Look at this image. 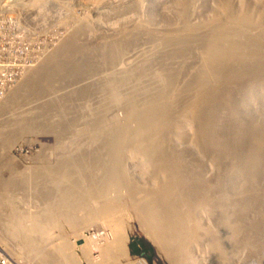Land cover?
<instances>
[{
	"label": "rangeland",
	"instance_id": "1",
	"mask_svg": "<svg viewBox=\"0 0 264 264\" xmlns=\"http://www.w3.org/2000/svg\"><path fill=\"white\" fill-rule=\"evenodd\" d=\"M184 1L187 9L182 18L173 0L21 1L26 10L38 11V15L27 12L30 20H36L29 24L36 39L30 41L32 38L23 32L26 60L23 61L24 58L20 65L0 64V76H3L0 88L5 94L0 97V107L16 98L14 93L19 91L17 108L4 113L0 125L10 116L28 121V125L20 126L16 137L6 143L8 146L0 144V237H5L10 247L5 248L1 243L0 246L11 256L27 264H40L41 259L36 260L27 253L19 259L18 249L24 244L29 252L34 239L27 238L25 244L21 237L37 235L42 229V235L49 236L45 247L55 244L63 248L70 244L85 247L84 251L73 252L76 261L72 264H114L115 258L105 257L102 246L115 236L112 224L105 219L110 208H115L116 215L125 224L124 233L128 238L123 251H130L133 262L144 258L149 264H176L177 261L179 264H264V96L260 92L264 88V52L249 62L250 75L238 61L220 58L215 67L217 83L197 96L195 73L199 71L200 43L190 39L185 45L189 49L183 54L182 40L169 47L163 40L157 45L152 42L155 36L163 39L182 35L189 29L193 32L209 30L221 12V19H231L235 27H239L243 13H249L253 19H260V28L264 31V8L255 0ZM217 8L221 10L219 14ZM14 24L22 26V21ZM77 42L80 48L70 49L65 55L64 49L77 46ZM152 46L157 52H153ZM166 46L167 52L163 48ZM23 47L19 45L18 51H23ZM59 57L78 61L65 69L64 76L59 75L60 80L57 75L62 71L56 70ZM100 57L104 61H100ZM171 58L176 60L178 68L172 65ZM51 63L55 65L50 68L51 72L54 75L58 71L57 75L46 74L45 68ZM153 64L168 71L167 77L170 75L169 80L178 90L176 107L171 104L166 109L159 131L153 129L161 110L156 96L159 86L151 72ZM43 69L45 74L41 73L39 80L42 84L45 82V91L26 96L25 84L32 82L35 72ZM131 74L138 83L142 81L138 84L140 92H153L154 108L147 116L142 111L143 98L139 97L136 122L128 127V132H121L122 123L116 117L123 114L119 107L130 102ZM48 79L59 80L57 87L48 89ZM144 79L150 83L146 84ZM116 87L121 91L117 100L116 96L112 97ZM194 105H197L196 136L199 138L196 143L203 155L190 146L191 131L178 123L181 114H189ZM36 106L42 115L32 114ZM95 117L105 123L92 137L89 132L95 126ZM176 132L181 136V143L174 141ZM104 185L106 189H100ZM207 207L211 212L205 215L202 208ZM100 213L104 218H99ZM188 215L199 226L203 224L206 232L213 226L220 230L219 235L211 238L209 246L219 244L223 251L231 243H242L244 256L232 252L230 257L223 258L212 248L209 251L204 242L191 244L187 230L191 227L188 224L193 222L184 218ZM173 216L183 218L172 221H178L181 226L177 228L181 241L176 243L178 246H172L167 240L164 245L170 246L169 253V250L164 252L153 233L158 224L172 220ZM184 237L189 241L188 249L184 246ZM181 245L186 250L179 248ZM180 252L187 256L178 255ZM176 256L179 260H175ZM180 256H184L183 259Z\"/></svg>",
	"mask_w": 264,
	"mask_h": 264
},
{
	"label": "bare ground",
	"instance_id": "2",
	"mask_svg": "<svg viewBox=\"0 0 264 264\" xmlns=\"http://www.w3.org/2000/svg\"><path fill=\"white\" fill-rule=\"evenodd\" d=\"M174 1V5L176 6V8L178 9V11L180 12V17L182 18L186 12V9H187V6H186V3L184 0H173ZM194 1V0H193ZM262 8H264V0H255ZM99 2V1H98ZM192 2V1H191ZM172 6V5H171ZM174 6V8H175ZM195 6V5H194ZM217 6V5H216ZM224 7V6H223ZM173 8V9H174ZM196 8V7H195ZM172 9V8H171ZM227 9V8H226ZM217 10L219 11L218 14L221 12L220 9L217 8ZM244 10V9H243ZM216 11V10H215ZM232 11V9H231ZM225 13V12H224ZM233 13V12H232ZM235 14V13H234ZM220 17L215 19L214 17V22L212 23V27L209 29V30H202V31H199V32H193L192 30H187V32H184L182 35H178V36H169V37H166V38H163L161 39L160 37H153V40L152 42H154L156 45L159 41L163 40L165 45L167 44V46H171L173 45L177 40H182V47L180 48L181 49V52H183V54L185 53V49H189V48H186V42L189 41L190 39H194V41L196 43H200V47L198 48V54H199V62H198V72H196L195 74H197V84H196V87H195V92L196 95H200L202 94L206 88L209 86V85H215L217 83V77L215 75V67H216V63L218 62V60L221 58L222 61H225V60H228L229 62L231 61H235V62H239L241 65H243V68H244V71L246 72L247 75H250L252 74V70L251 68L249 67L250 63L252 60L254 59H258L261 55H262V52H264V31L260 28V19L259 20H255L253 19V16L250 15L249 13H243V16L241 18V21H240V24L238 25L239 27H235L236 25L233 24V21L231 19H228V20H222L221 19V16L223 15L222 12L219 14ZM226 16V15H224ZM237 16V15H236ZM179 17V18H180ZM256 17V16H255ZM204 24V23H203ZM201 25V24H200ZM263 26V25H262ZM194 28V27H193ZM186 29V28H185ZM83 31V30H82ZM179 33V32H177ZM182 33V32H181ZM126 35V34H125ZM238 35L240 37H238ZM73 38V37H71ZM80 38V37H79ZM127 38V37H126ZM132 38V37H131ZM71 40V39H70ZM73 41V40H71ZM130 41V39H129ZM79 42V41H78ZM75 43L77 46H74V47H69L64 49L65 51V55L68 54L69 50L70 49H73V50H76L78 48H80L78 45L80 43ZM114 43V42H113ZM192 43V42H191ZM82 44V43H81ZM153 44V43H152ZM155 45V46H156ZM67 46V45H66ZM128 46V45H127ZM154 46V44H153ZM152 46V47H153ZM166 47H163L164 50L166 51V49H168ZM263 46V47H262ZM94 47H92L93 49ZM153 52H157L155 51V47H153ZM159 48V47H158ZM179 48V47H178ZM61 49V48H60ZM103 49V48H102ZM115 49V48H114ZM161 49V48H160ZM59 50V49H58ZM62 50V49H61ZM81 50V49H80ZM84 50V49H83ZM85 50H88V47L85 49ZM90 50V49H89ZM100 50V49H99ZM162 50V49H161ZM177 50V49H176ZM183 50V51H182ZM175 51V50H174ZM85 52V51H84ZM115 52H116V49H115ZM120 52V51H119ZM124 52V51H123ZM167 52V51H166ZM106 53V52H105ZM154 53H151L152 55H154ZM177 53V52H176ZM74 54V53H73ZM178 54V53H177ZM197 54V55H198ZM196 55V56H197ZM104 56V55H103ZM119 56V55H118ZM102 57V56H101ZM101 57H100V61H104L101 60ZM109 57V56H108ZM120 57V56H119ZM150 57V56H149ZM157 57V56H156ZM70 57H65L64 59L63 58H60L59 57V61H58V64H59V68H57L56 70H61L62 72L60 74L57 75V72L54 74V75H57V78L60 80V77L59 75H62L64 76V71L65 69L67 70L71 65H75L74 63L78 62L76 60H72V59H69ZM111 58V57H110ZM109 58V59H110ZM182 58V57H181ZM185 58V57H184ZM52 59V58H51ZM54 59V58H53ZM116 59V58H115ZM159 59V58H157ZM173 59V58H171ZM106 61L108 59H105ZM140 60V59H139ZM193 60V58H192ZM55 61V60H54ZM165 61V60H164ZM255 61V60H254ZM253 61V62H254ZM49 63V61H47ZM46 62V63H47ZM51 62V61H50ZM112 62V61H111ZM137 62V61H136ZM161 62V61H160ZM180 62V61H179ZM178 62V63H179ZM197 62V61H196ZM258 61H256L257 63ZM261 62V61H260ZM258 62V63H260ZM142 63V62H141ZM158 63V62H156ZM167 63V62H166ZM80 64V63H79ZM78 64V65H79ZM103 64V63H102ZM145 64V63H144ZM54 63L52 64H49V66L47 67L46 65V68H45V71H46V74L49 73L51 75H53V73L51 72L52 70V67H55ZM84 65V64H83ZM154 65V69L152 72V76H154L155 78V81H156V84L159 86L157 87L158 89L156 90V96H158V100H157V103L158 105L160 106V113L159 115L156 117V120H154L155 122H153V129H155L156 131H159L160 129V126L162 124V121L164 120L163 119V116L166 112V109L171 106V104L174 105L175 102H177V87H174V83L171 82V80H169V76L167 77V72L166 70H164V68L162 66H160L159 64H153ZM172 65L175 66V68H178V66L176 65V60H172ZM183 65L185 66V64L183 63ZM257 65V64H255ZM107 66V65H106ZM141 66V65H140ZM76 67V66H75ZM139 67V66H138ZM136 67V68H138ZM167 67V66H166ZM218 67V66H217ZM257 67V66H256ZM264 67V66H263ZM51 68V69H50ZM146 67H144L145 69ZM149 68V67H148ZM151 68V67H150ZM168 68V67H167ZM165 68V69H167ZM76 69H79V68H76ZM85 69V68H84ZM152 69V68H151ZM187 69V68H186ZM83 70V69H80V71ZM136 70V69H135ZM139 70V69H138ZM137 70V71H138ZM256 70V69H255ZM36 71V70H35ZM45 71L44 69L39 71V72H35V74L33 75V79H32V82L30 83H27L25 84V92L26 93V96H30L31 92H35V93H43L45 91V89L43 88V83L42 84V81L39 80V76L41 75V73H44L45 74ZM69 71V70H68ZM76 71V70H75ZM79 71V70H78ZM145 71V70H144ZM219 71V70H218ZM217 71V72H218ZM150 72V71H149ZM179 72V71H178ZM181 72V71H180ZM40 73V74H39ZM71 73V72H69ZM91 73V71H90ZM220 73V71H219ZM123 74V73H122ZM125 74V73H124ZM173 74V73H172ZM180 74V73H179ZM185 74V73H184ZM53 75V76H54ZM70 75V74H69ZM74 75V72L73 74ZM138 73L135 75L137 76ZM141 74H139L140 76ZM151 75V74H149ZM188 75V74H187ZM190 75V74H189ZM221 75V74H220ZM254 75V74H253ZM52 76V77H53ZM130 76V75H129ZM131 78L129 79L130 81V85H131V89L133 90L131 96H130V102L128 101L126 104H124L122 101H120V103L122 102L123 103V106H120L119 108H121V110L123 111V114L121 116H118L116 117L117 118V121L119 123H122L121 124V132H128V127H130L131 125L133 126V124L136 122V119H137V116H138V102L140 99L139 97L143 98V101H144V107H143V110L144 113L148 116L150 115L151 111H152V108L153 107V104H154V99H153V96L151 95L153 92H150V91H146L144 93L140 92V90L142 89H138V81H137V78H135V76L133 74H131ZM143 76V75H141ZM172 77V76H171ZM182 77V76H181ZM49 78V77H48ZM51 78V77H50ZM127 78V77H125ZM63 79V78H62ZM122 79V78H121ZM120 79V80H121ZM146 79V78H145ZM144 79V80H145ZM149 79V78H148ZM153 79V78H152ZM193 79V78H192ZM45 80V79H44ZM58 80V81H59ZM139 80V78H138ZM151 81V79H149ZM187 80V79H186ZM47 81V80H46ZM57 81V82H58ZM62 81V80H61ZM117 81V80H116ZM146 81V80H145ZM56 81H54L53 79H48V82L46 83V86L47 88H53L55 87L57 84ZM147 82V83H146ZM145 83L148 84L149 81H146ZM61 83V82H60ZM119 83V82H118ZM150 83V82H149ZM153 83V82H152ZM115 84V83H114ZM176 84V83H175ZM261 84V83H260ZM263 84V83H262ZM113 85V83H112ZM116 85V84H115ZM129 85V84H128ZM183 85V84H182ZM255 86V84H253ZM258 85V84H257ZM144 86V85H143ZM143 86L141 88H143ZM156 86V85H155ZM264 86V85H263ZM57 87V86H56ZM152 87V86H151ZM180 87V86H179ZM23 88V87H22ZM112 88V87H111ZM156 88V87H155ZM214 88V87H213ZM104 89V88H103ZM102 89V90H103ZM118 89V90H117ZM183 89V88H182ZM254 89V88H253ZM127 90V89H126ZM146 90V89H145ZM154 90V89H153ZM152 90V91H153ZM218 90V89H217ZM15 91V90H13ZM23 91V90H22ZM21 91V92H22ZM111 91V90H110ZM109 91V92H110ZM144 91V90H143ZM19 91H15V97L14 99H11L9 100L8 102H5L7 104L4 103V105L2 106L1 105V109H0V117H2L4 115V113H10V109H12V107H16V105H18V102L19 98H17L18 96L16 95V93H18ZM47 92V91H46ZM51 92V91H50ZM113 92V91H112ZM120 92V93H119ZM129 92V93H131ZM155 92V91H154ZM206 92V91H205ZM261 92V95L264 96V88L262 89ZM142 93V94H141ZM180 93V92H179ZM121 94V91L119 90V88L116 87V89L114 90V92L112 93V97L116 96V100L117 98H119V95ZM208 94V93H207ZM259 94V93H258ZM204 95V94H203ZM11 96V95H10ZM9 96V97H10ZM25 96V97H26ZM35 96V94H34ZM40 96V95H39ZM122 96V95H121ZM206 96V95H205ZM204 96V97H205ZM13 97V96H12ZM21 98V97H20ZM193 98V97H192ZM201 98V97H200ZM120 99V98H119ZM180 99V98H179ZM110 100V99H109ZM116 100H114L116 102ZM203 100V99H202ZM125 101V100H124ZM192 101V100H191ZM21 102V100H20ZM141 102V101H140ZM26 103V102H25ZM107 103V102H106ZM111 103V101H110ZM198 103V102H197ZM81 104V103H80ZM114 104V102H113ZM142 104V103H141ZM109 105V103L107 104ZM199 105V104H198ZM245 105V104H244ZM105 107H107L106 105H104ZM111 107H113L112 105H110ZM142 106V105H141ZM175 106V105H174ZM196 106L197 105H194L193 108H192V111H190L189 114H185V113H182L181 116H180V119H179V122L180 125H184L186 126V128H188L191 133H192V138L189 142L190 146L196 150V152H199L200 153V150H199V147L197 146L198 143H196V138H197V133H196V130H197V127H198V121L195 117V111H196ZM246 106V105H245ZM244 106V107H245ZM259 106V105H258ZM110 107V108H111ZM176 107V106H175ZM17 108V107H16ZM36 108V109H35ZM33 111H32V114H37L39 112V108L36 106ZM42 109V108H40ZM157 109V107H156ZM190 109V108H189ZM44 110V109H42ZM97 110V109H96ZM140 110V109H139ZM183 110V109H182ZM98 111V110H97ZM104 111V110H103ZM141 111V113H142ZM154 111V110H153ZM199 111V110H198ZM258 111V110H257ZM47 112V110H46ZM87 112V111H86ZM95 112V111H94ZM99 112V111H98ZM175 112V111H174ZM57 113V112H56ZM97 113V112H95ZM104 113V112H103ZM138 113V114H137ZM181 113V112H180ZM31 114V113H30ZM39 115H42V112H39L38 113ZM91 114V113H90ZM94 114V113H93ZM107 114V113H105ZM156 114V113H155ZM168 114V113H167ZM172 114V113H171ZM15 116V114H13ZM99 115V114H97ZM101 115V114H100ZM104 115V114H102ZM112 115V114H111ZM34 116V115H33ZM106 116H109V115H106ZM168 116V115H167ZM4 117V116H3ZM28 117V116H26ZM45 117V115H44ZM150 117V116H149ZM148 117V118H149ZM165 117V116H164ZM169 117V116H168ZM178 117V116H177ZM20 117L18 116H10L9 118L7 119H4L3 121V124L0 125V144H3L5 145L7 142L13 140L17 133L19 132V129L21 128L20 126H26L28 125V121H26L25 119H23V121L21 120V118L19 119ZM73 118V117H72ZM151 118V117H150ZM198 118V117H197ZM39 119V118H38ZM86 119V118H85ZM95 121H94V124L95 126L92 127L90 129L91 132H89L91 134V136L93 137V133L99 128V127H102L104 125V121L102 120H99L98 117H95ZM171 119V118H170ZM92 120V119H91ZM109 120V119H108ZM37 121V120H36ZM110 121V120H109ZM151 121V120H150ZM38 122V121H37ZM166 122V121H165ZM200 122V121H199ZM150 124L152 122H149ZM1 124V123H0ZM31 125L33 124L30 123ZM87 124V123H86ZM109 124V123H107ZM116 125V124H115ZM148 125V124H147ZM145 125V126H147ZM4 126V127H2ZM201 126V125H200ZM113 127V126H112ZM243 127V126H242ZM28 128V127H27ZM136 128V126H135ZM144 128V127H143ZM7 129V130H6ZM108 129V128H107ZM106 129V130H107ZM113 129V128H111ZM80 130V129H79ZM152 130V129H151ZM88 131V130H87ZM112 131V130H111ZM110 131V132H111ZM145 131V130H143ZM155 131V132H156ZM66 133V132H65ZM115 133V131H114ZM113 133V134H114ZM177 133V132H176ZM62 134V133H61ZM106 134V133H105ZM116 134V133H115ZM114 134V135H115ZM132 134V133H131ZM140 134V133H139ZM149 134V133H148ZM158 134V137H159V133ZM259 134V133H258ZM79 135V134H78ZM77 135V136H78ZM88 135V134H87ZM101 135V134H100ZM112 135V134H111ZM114 135H112L114 137ZM125 135V134H124ZM155 135V134H154ZM199 135V134H198ZM260 135V134H259ZM103 136V135H102ZM112 136H110V138L112 139ZM116 136V135H115ZM83 137V136H82ZM91 137V138H92ZM123 137V138H122ZM131 137V136H130ZM129 137V138H130ZM147 137V136H146ZM152 137V136H151ZM95 138V137H94ZM93 138V139H94ZM121 141L124 140V136L122 135L121 136ZM114 139V138H113ZM199 139V138H197ZM128 140V139H127ZM135 140V139H134ZM148 140V139H147ZM157 140H160V139H157ZM259 140V139H258ZM152 141V140H151ZM174 141L177 142V143H181L182 142V139H181V136L179 133H177L175 135V138H174ZM111 142V141H110ZM140 142V141H139ZM260 142V141H259ZM113 143V142H111ZM9 144V143H8ZM188 144V143H187ZM258 144V143H257ZM6 146H8L6 144ZM261 146V145H260ZM160 147V146H159ZM144 148V147H142ZM262 148V147H261ZM201 149V148H200ZM128 150V151H127ZM126 151L127 152H130L129 149H127ZM124 152V151H123ZM151 152V151H150ZM202 153V152H201ZM200 153V154H201ZM142 154V153H140ZM149 154V153H148ZM116 155V154H115ZM130 155H131V152H130ZM203 155V153H202ZM141 156V155H140ZM152 157V156H151ZM119 158V157H118ZM146 158V157H145ZM150 158V157H149ZM152 160V159H150ZM155 163V161H154ZM112 164V163H111ZM151 164V163H150ZM115 165V164H114ZM153 165V164H151ZM50 166V165H49ZM210 166H212V164L210 163ZM149 167V166H148ZM153 168V167H152ZM155 168V167H154ZM166 172V171H165ZM48 175V174H46ZM88 181V180H87ZM94 181V180H93ZM2 182V181H1ZM99 182V181H98ZM155 182V181H154ZM106 184V183H105ZM87 185V183H86ZM89 185V184H88ZM154 185H156V183H154ZM90 186V185H89ZM157 186V185H156ZM106 186L104 185V187H101L100 186V189L101 188H105ZM86 189V188H85ZM89 189V188H88ZM87 189V190H88ZM103 189V191H104ZM85 191V190H84ZM83 191V192H84ZM98 191V190H97ZM101 193V192H100ZM89 194V193H88ZM93 195V194H92ZM205 195V194H204ZM139 199H142V198H139ZM144 199V198H143ZM45 200V199H44ZM62 200V199H61ZM145 200V199H144ZM143 200V202H144ZM148 200V199H147ZM79 201V200H78ZM137 201V200H136ZM142 201V200H141ZM63 202V201H62ZM45 203V201L43 202ZM58 203V202H57ZM140 204V203H139ZM142 204V203H141ZM204 204V203H203ZM208 204V203H206ZM205 204V205H206ZM63 207L65 208V206L63 205ZM139 208V207H138ZM205 209V210H204ZM4 210V209H3ZM60 210V208H58L57 212ZM108 210V209H107ZM111 211V212H110ZM110 213L107 215L106 212L104 211V213L107 215L105 217V219H107V221H109L111 224H112V228H114V230H112L114 233H115V236L116 238L114 239V236L113 237V240H109L107 239L105 241V245L102 246L103 248V254L105 253V257H114L115 261L114 264H149V262L144 259V258H138L136 261L133 262V257L130 255V251L128 252V249L127 251H123V248H124V244L127 243V237H125V233H124V226L125 224H122V219L120 220L118 218V215H116V212L117 210L115 208H110ZM202 212L207 215V213L211 212V210L209 211V208H202ZM207 212V213H205ZM60 214V213H59ZM99 218H104V215L103 213H100L99 214ZM175 215L178 216L177 213H175ZM59 217V216H58ZM174 218L172 220H163L160 224H158V228H154V233L153 235L158 239L159 243L163 246V250L164 252L166 250H169V253H170V244L172 246L176 245V243H178V241H181V234L179 233L180 231L178 230L181 226H179L177 223L178 221H175V222H172L174 220H182L183 218H176L175 216H173ZM33 218V217H32ZM186 219V221L190 222L192 221L193 224H188L190 225L191 227H188L189 229L187 230V234H189L188 238H190V243L191 244H198V245H202L201 242H204L206 243L204 246H206L207 248L209 247V251L211 250L212 248V251H216L217 253L220 254L221 257L223 258H228L230 257L231 253L232 252H235L238 256L240 257H243L244 254H245V249H244V245L241 243L239 244H233L231 243L229 246L227 247H223L224 250L222 251V247L221 245L219 244H216V247L215 246H209L212 242L211 238H214L216 237L217 235H219L220 233V230H217V228L215 229V227L213 226L212 227V230L210 232H206L205 229L203 228V224H199L194 221L192 219V216L188 215V216H185L184 217ZM191 218V219H190ZM56 219V218H54ZM151 219V218H150ZM59 220L56 219V221ZM153 220V219H152ZM190 220V221H189ZM87 221V220H86ZM151 221V220H150ZM149 221V222H150ZM154 221V220H153ZM146 222V221H145ZM37 223V222H36ZM78 224V223H77ZM82 224V223H81ZM41 226V225H40ZM34 227H37L36 224ZM44 227V226H43ZM46 227V225H45ZM41 228V227H40ZM48 228V227H47ZM153 228V227H152ZM151 228V230H152ZM178 228V229H177ZM39 229V228H38ZM148 229V228H147ZM150 229V228H149ZM12 230H14L12 228ZM48 230V229H47ZM150 230V231H151ZM16 231V230H15ZM227 232V230H225ZM230 231V230H229ZM36 232V231H34ZM41 232H44L42 231V229L38 230V233L37 235H32V236H24V237H21V239H23V241L25 242V240L28 238L30 239H34V245L31 246L33 248H30L29 252L24 248V244L18 249L19 252L21 253V255L18 256L19 259H21L20 257L29 254L30 256L34 257L36 260L38 259H41V260H38L40 261L41 263L40 264H72V261L74 259H76V257H74V251H77V249L80 251H84L85 250V247H78L77 245H71L68 246V248L65 246L64 248L62 247V245H59V244H55V246H51V245H47L45 247V243H48L47 242V238L49 239V236L46 234H43ZM47 233V232H45ZM113 233V234H114ZM231 233V232H230ZM10 234V233H9ZM17 237V236H16ZM19 237V236H18ZM109 237V236H108ZM226 237V236H225ZM232 238V237H231ZM154 239V238H153ZM229 239V238H228ZM53 240V239H52ZM61 240V239H60ZM59 240V241H60ZM168 240V242H167ZM183 240L185 241L186 238L184 237ZM32 241V240H31ZM67 241V239H66ZM130 240H128V243H129ZM7 240L5 237H0V243L2 244V246H4L5 248H9L7 247V244H6ZM37 244H36V243ZM63 243H65V240L63 239L62 241ZM156 242V241H155ZM167 242V244H169L168 246L164 245V243ZM200 242V243H198ZM31 243V242H30ZM40 243V244H39ZM26 244V242H25ZM50 244V243H49ZM69 244V243H68ZM213 244L215 245V243L213 242ZM10 245V244H9ZM65 245V244H64ZM158 245V244H157ZM178 246V245H176ZM175 246V247H176ZM185 248L188 249V246H189V241H185ZM184 246H179V248H183ZM203 246V247H204ZM12 247V246H11ZM28 247V246H27ZM127 247V246H126ZM201 247V246H199ZM89 247H87L88 249ZM161 248V247H160ZM174 248V247H173ZM171 248V249H173ZM177 248V247H176ZM185 248H183L184 250H186ZM215 248V250H213ZM7 250V249H6ZM12 250V249H11ZM162 250V249H161ZM175 250V249H174ZM173 250V251H174ZM179 250V249H177ZM8 251L10 252V250L8 249ZM88 251V250H87ZM77 253V252H76ZM90 253V252H89ZM174 253V252H173ZM182 252H180L178 255H181ZM81 254V253H80ZM83 254V253H82ZM81 254V256H82ZM167 254V253H166ZM177 254V253H176ZM185 254L184 252L182 253V255ZM186 255V254H185ZM77 256V255H76ZM86 256V255H85ZM103 256V257H104ZM187 256V255H186ZM104 257V258H105ZM182 259L183 257L180 256ZM79 258V257H78ZM171 258V257H170ZM175 258V257H174ZM108 260V259H107ZM132 260V261H131ZM175 260H179L177 259V256H176V259ZM187 262L189 263L188 259H186ZM76 261V260H74ZM109 262L111 260H108ZM106 261V262H108ZM37 262V261H36ZM105 261H103L104 263ZM108 262V263H109ZM178 262V261H177ZM176 262V264H177ZM185 262V261H184ZM186 262V263H187ZM223 263V262H222ZM37 264V263H36ZM39 264V262H38ZM90 264V263H89ZM104 264H107V263H104ZM113 264V262L111 263ZM179 264V262H178Z\"/></svg>",
	"mask_w": 264,
	"mask_h": 264
},
{
	"label": "built area",
	"instance_id": "3",
	"mask_svg": "<svg viewBox=\"0 0 264 264\" xmlns=\"http://www.w3.org/2000/svg\"><path fill=\"white\" fill-rule=\"evenodd\" d=\"M21 1L23 0H0V64L1 65L16 64V63L17 65H20L23 64L22 60L24 58L25 59L23 61L26 60V57H28V55L26 48L23 47V44L26 43L22 40L25 39L22 38L24 34L23 32H26L25 36L27 35L32 38V40L30 41L36 39L32 35V31L29 26V24L33 19L30 20L31 18L28 16L29 14L27 12L35 13V15H38V11L37 9L26 10L25 4H22ZM2 4L4 5L2 6ZM13 19H16L18 23L22 21V26H18V24L15 25L14 23H16V21L13 24H10L9 21ZM19 27L20 29H22L21 31H19ZM27 31H29L28 34ZM12 38L18 41L14 42ZM19 45H22V47L24 48L23 51H18L19 49H17V47ZM1 78H3V76H0V79ZM4 95L5 94L2 93V88H0V97ZM0 264H27V263L11 256L5 249H3L0 246Z\"/></svg>",
	"mask_w": 264,
	"mask_h": 264
}]
</instances>
